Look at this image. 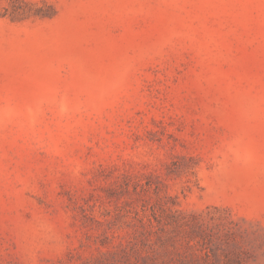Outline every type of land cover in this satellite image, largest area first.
<instances>
[{
    "label": "rangeland",
    "instance_id": "rangeland-1",
    "mask_svg": "<svg viewBox=\"0 0 264 264\" xmlns=\"http://www.w3.org/2000/svg\"><path fill=\"white\" fill-rule=\"evenodd\" d=\"M132 247L264 264V0H0V264Z\"/></svg>",
    "mask_w": 264,
    "mask_h": 264
},
{
    "label": "trees",
    "instance_id": "trees-1",
    "mask_svg": "<svg viewBox=\"0 0 264 264\" xmlns=\"http://www.w3.org/2000/svg\"><path fill=\"white\" fill-rule=\"evenodd\" d=\"M144 246V245H143ZM131 254H136L133 257H128V260L126 262H128V264H152L153 261L156 260L155 255H141L140 251L143 250L144 248L142 247L141 249H135V248H131ZM126 258V256H125Z\"/></svg>",
    "mask_w": 264,
    "mask_h": 264
}]
</instances>
